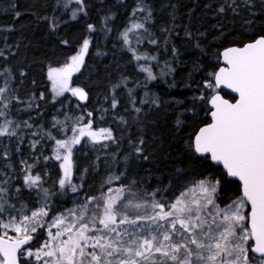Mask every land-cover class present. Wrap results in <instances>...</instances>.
Masks as SVG:
<instances>
[{
  "label": "snow or ice",
  "instance_id": "snow-or-ice-1",
  "mask_svg": "<svg viewBox=\"0 0 264 264\" xmlns=\"http://www.w3.org/2000/svg\"><path fill=\"white\" fill-rule=\"evenodd\" d=\"M117 3L128 13L121 29H114L117 13L104 10L105 0L99 6L92 0H54L42 13L33 10L57 44L74 53L63 63L46 65L49 102L59 101L61 109H68L53 115L47 127L31 116L45 93L33 90L21 96L28 73L22 68L14 71L9 63L11 58L19 60L21 45L16 43L13 50L4 37L0 264H264V0L206 4L217 20L207 46L208 33L184 25L171 0L161 5L168 20L158 30L154 0H134L130 11L125 0ZM98 7V19L93 20L92 10ZM4 11L16 20L21 17L15 0H9ZM226 19H239L242 31L227 32ZM73 22L83 24L75 48L61 34ZM178 29L183 31L184 51L194 48L202 55L211 51L212 62L198 59L187 74L188 92L166 100L167 93H150L147 88L158 80L169 89L178 87L176 66L185 63L183 52L172 42L180 36ZM114 30L120 50L129 54L143 79L129 87V78L121 76L110 85L105 104L95 111L82 108L76 115L70 108L72 98L86 102L89 93L73 86V76L88 69L90 48L95 56L107 54L98 44L93 48V40L98 34L107 40ZM161 48L170 54L162 63ZM193 72L201 74L199 79ZM141 87L145 90L139 97L136 88ZM121 88L126 89V115L119 112ZM161 108L174 113L176 135L188 132L183 146L202 169L178 189L171 182L145 183L130 167L132 160H149L146 136L155 121L148 116ZM25 111L28 119L20 117ZM109 116L117 128L107 123ZM26 139L27 157L21 150ZM124 141L128 151L121 163ZM90 180L98 181L94 194L86 191ZM65 198L71 199V207L63 203Z\"/></svg>",
  "mask_w": 264,
  "mask_h": 264
},
{
  "label": "trees",
  "instance_id": "trees-1",
  "mask_svg": "<svg viewBox=\"0 0 264 264\" xmlns=\"http://www.w3.org/2000/svg\"><path fill=\"white\" fill-rule=\"evenodd\" d=\"M18 8L21 12V17L16 20L10 13H6L4 9L8 6L9 0H0V29L12 27L11 32L0 31V48L4 47V37L7 36L8 44L13 46L19 43L21 45L19 49V60L17 58H11L9 63L14 66V71L17 68H22L28 73L25 84L20 90V94L23 97L25 93L36 91L44 92L46 99L39 101L40 108L31 111V116L37 123L44 124L45 127L49 126L53 115H57L59 111H67V108L61 109V104L57 101L55 104L49 102L50 97V83L46 79V65L51 63L53 65L63 63L66 56L74 54L69 52L63 45H58L56 40L51 37L47 32L46 23L37 21L36 17L32 15L33 10L37 13H42L44 5H51L54 0H15ZM92 2L99 6L100 0H92ZM168 0H154V6L157 9V30L158 26L165 23L168 20L167 10L161 11V5L167 3ZM172 3H176L179 7L181 15V22L187 25L193 32L197 29L200 31H206L208 33L207 41H204L205 46L212 42V34L214 32L213 25L217 23V20L213 19V12L206 8L208 3H215L217 0H171ZM125 3L130 7L133 5L134 0H125ZM115 5V7H113ZM111 8L116 12V19L114 21V29H121L127 21V12L125 8L117 3V0H105L104 10L107 11ZM50 11V9H49ZM99 7L92 10V19H98ZM189 13L191 15H189ZM224 28L227 32H240L242 31V23L239 19L234 21L226 19L223 21ZM83 28L82 23L73 22L70 26L66 27V31H62V35H66L71 40L73 48L77 46L76 37L81 34ZM180 31L179 37H173L172 42L181 49L183 55L181 59L185 62L183 65H177L176 81L177 88L169 89L167 84L162 80L152 82L148 84L147 90L150 93L164 94V99L170 100L173 97H179L181 94L188 92V89L184 87V84L188 81V72L192 70L193 64L198 59H202L205 63L212 62L211 51L207 55H202L198 49L189 48L188 51H184V35L183 31ZM99 39L93 40V48L98 44L99 49L107 54L104 56H95L93 50L90 48V54L86 57V63L88 69L81 70V73L73 78V86H81L89 93V99L86 102L77 101L76 98H72L73 103L70 106L71 112L79 115L81 109L88 111H95L105 104V96L109 94L110 85L117 82L121 76H127L129 78L128 86L135 87L137 80H142L144 74L138 73L135 69L134 62H129V54L122 52L119 48V41L116 39L115 30L109 36L107 40L104 39L102 34H98ZM145 47H150L145 45ZM161 63L165 58H170V54L164 53L161 48ZM26 57V59H25ZM2 63V62H0ZM42 69H44L42 71ZM156 71V69H154ZM18 75V73H17ZM201 74L193 72V78L199 79ZM36 81L35 86L32 85V80ZM169 81L172 77L167 78ZM195 87V85H193ZM145 89L136 88V92L139 97L143 96ZM118 93L121 98V107L119 109L120 114L123 112V103L126 100V89H119ZM65 96L70 97V93H66ZM60 100H64L63 97ZM80 104L81 108H77L76 104ZM67 104V101H65ZM106 106V105H105ZM148 106L145 105V108ZM41 115H37V113ZM126 115V114H125ZM20 117L22 119L29 118V112H21ZM60 119H63V115H60ZM97 123L99 121L96 117ZM148 119L155 121V124L148 125V132L146 136L147 149L149 154L148 161H130V167L133 174L138 179H143L145 183L155 185L158 182L163 185H168L171 182L173 189L182 188L189 177L196 175L202 169L198 167L197 162L192 160L187 154L182 141L188 139V132L183 131L180 135L174 133V113L171 111H165L163 108L154 110L149 113ZM108 124L114 129L117 128V122H113L112 117H108ZM133 132L135 130L133 129ZM118 134V132H117ZM22 154L28 156L27 139L25 145L22 146ZM115 150V146H113ZM128 151L127 141L122 143L120 148L121 163L122 156ZM47 152V150H46ZM111 150L107 155V158L111 159ZM92 155V153H90ZM105 154H101V173L104 171L103 160ZM13 161H17V157L13 156ZM53 176L55 170L50 169ZM91 187H86V191L90 194L95 193L98 181H89ZM27 197V193H25ZM67 207L72 206V201L69 198H65L63 201ZM61 202L57 203V207H60Z\"/></svg>",
  "mask_w": 264,
  "mask_h": 264
}]
</instances>
